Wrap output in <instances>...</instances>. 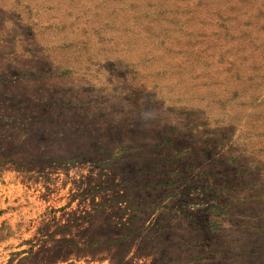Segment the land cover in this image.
<instances>
[{"label": "rangeland", "instance_id": "rangeland-1", "mask_svg": "<svg viewBox=\"0 0 264 264\" xmlns=\"http://www.w3.org/2000/svg\"><path fill=\"white\" fill-rule=\"evenodd\" d=\"M0 264H264V0H0Z\"/></svg>", "mask_w": 264, "mask_h": 264}]
</instances>
